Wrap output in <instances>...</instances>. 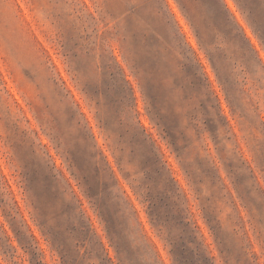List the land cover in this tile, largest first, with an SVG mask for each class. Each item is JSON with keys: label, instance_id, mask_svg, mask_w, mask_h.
Returning a JSON list of instances; mask_svg holds the SVG:
<instances>
[{"label": "rangeland", "instance_id": "rangeland-1", "mask_svg": "<svg viewBox=\"0 0 264 264\" xmlns=\"http://www.w3.org/2000/svg\"><path fill=\"white\" fill-rule=\"evenodd\" d=\"M179 263L264 264V0H0V264Z\"/></svg>", "mask_w": 264, "mask_h": 264}, {"label": "trees", "instance_id": "trees-1", "mask_svg": "<svg viewBox=\"0 0 264 264\" xmlns=\"http://www.w3.org/2000/svg\"><path fill=\"white\" fill-rule=\"evenodd\" d=\"M150 160H151V162L157 164V159L155 158L154 155H150ZM95 164H97V162H96ZM99 164H100V163H98V166H99ZM109 176L113 178V176L111 175V173H110ZM80 179H81V178H80ZM82 180H83V182H84L85 187L87 188V197L90 199V202H91L92 205L95 207V209H96L97 211H99L101 217L103 218V220H104L105 223H106V226H107V230H108V232L111 233V229H112V228H111V225H112V224H111V222L109 221L108 216H109V217H110V215L112 216V213L110 212V206L108 205V202L105 203V202L101 199L99 193L96 194V193L92 192V186H90V184H89L87 178L82 177ZM106 184L108 185V182H107ZM171 186H175V183H173V180H171V182H170V187H171ZM174 190H175V191H174ZM174 190L172 189V191H173V192H172L171 189H170V190H168V193L171 194V195H173L174 193L177 194V188H175ZM139 191H140V190H139ZM144 193H145L146 195H144V194H142V195L144 196V201H145V203H147V205H148V213H149L150 219H151L153 225H154V226H155V227H156L161 233H164V231H165V230H164V229H165V222L162 221L163 218H161V217L159 216V214H158V213H159L158 211H160L162 208H160V206H159L157 203L154 202L153 198L147 194L148 192H145V191H144ZM177 214H180V212H178ZM110 219H111V218H110ZM111 221H112V220H111ZM181 221L183 222V225L186 226L187 229H188L189 226H190V221H187V218H185L184 220H183V218H181ZM194 229H195V227H194ZM193 231L196 233V230H193ZM111 238H112V237H111ZM177 263H178V260H177ZM180 263H181V262H180ZM180 263H179V264H180Z\"/></svg>", "mask_w": 264, "mask_h": 264}]
</instances>
